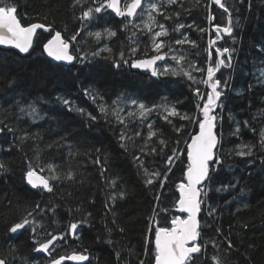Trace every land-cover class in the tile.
<instances>
[{
	"label": "snow or ice",
	"instance_id": "obj_1",
	"mask_svg": "<svg viewBox=\"0 0 264 264\" xmlns=\"http://www.w3.org/2000/svg\"><path fill=\"white\" fill-rule=\"evenodd\" d=\"M246 2L248 11H251L252 0H188L190 7H185V0H73L72 19L78 22V28L66 36L54 27V20L47 24L40 22L23 24L14 0H0V48L15 50L17 55L31 56L35 51L34 45L39 40L38 30H43L49 33V38H46V42L40 43L41 55L57 66L71 71L77 65L84 66L95 60H105L115 69L126 65L147 72L153 80L154 87L159 90L158 103L146 104L138 98L121 94L109 104L98 90L92 87L84 88L85 97L96 106L98 115L76 105L64 94L55 97V101L68 112L78 114L85 121L97 123L103 120L112 128L121 126L117 134L119 147L125 152L134 153L132 158L138 169L137 175L144 189L152 193V206L146 217L148 227L143 253L129 249V256L123 257L121 250L114 248L116 264H130L132 256L136 257V264H146L145 258L149 255L152 264H242L239 258H233L234 253H238L245 261L251 260L249 252L247 250L241 252L240 247L234 243L233 226L229 225L225 233L218 224L225 210L236 215L249 205L237 199L236 195H232V199L226 200L222 207L219 203H212L209 195L231 194L240 183L232 165H228L226 169L232 173V178L227 182L216 181L215 177L225 170L226 156L246 158L255 154L253 149L256 145L248 143H240L227 152L222 151V133L218 132V125L223 119L224 100L232 78L231 71L225 76L222 70H235L234 45L238 43V36L235 33L242 27L240 9ZM213 5L222 10L220 23H214L217 17L211 11ZM174 6H178L179 10H175ZM198 6L208 10L206 17L208 28L200 27L195 22L188 24L180 22L182 12L190 14L193 8ZM77 8L80 9L79 14H76ZM169 8L174 10L168 11ZM111 14L120 18V30L129 33L127 51L124 46L115 51L108 43L117 36V29L107 21ZM159 17H163L164 21L176 22L169 28ZM43 19L47 20L48 16L45 15ZM101 21H104L102 27ZM94 28L100 30H92ZM186 28L194 29L201 34L207 32L209 35L207 48L202 50L207 53L202 64L193 59L187 51L181 52L173 46L174 44L199 47L195 40H190L188 35L182 32ZM64 32H67V28ZM170 32L178 33L179 37L174 41L163 39L168 37ZM81 33L84 35L81 36ZM138 33L148 37V45L154 55H148L146 45L142 57L137 56L141 51ZM89 41L96 47L84 49L79 46ZM229 44L233 46H228ZM258 50L264 52V47H258ZM195 55L199 56L200 52ZM257 79L264 82V68L259 70ZM177 81L185 82L196 98L194 112L178 108L177 105L183 101L177 99L172 102L169 99L168 92L177 86ZM14 83L13 79L9 86ZM201 86L206 91H202ZM22 97L23 93L11 102L6 99L7 108L0 105V134L5 132L12 134L13 142L9 150L14 147L22 152L25 144L33 142L31 149L33 156L28 157L25 153L26 185L41 195L47 193L50 196L56 193L60 185H84L86 177L80 166L76 168L69 166L65 169L62 164L54 161L44 162L42 155L45 151L63 147H67V158L71 159L80 155L91 157L94 152L92 163L98 167L100 177L107 181L105 187L109 189L103 202L100 221L107 237L105 243L113 245V233L123 234L126 231L120 223L121 213L117 202L127 200L133 195V190L125 185L117 188L118 176H105L109 171V156L101 147L93 146L81 152L78 146L74 148L71 143H64L66 137L48 141L41 147L38 143L43 140L41 134L29 132L19 125V121L27 120L29 124H37L44 119L38 102L47 104L50 101L44 97L25 101ZM153 113L158 114L161 120L172 126L176 138L169 140L164 137L163 131L155 127V122L149 119ZM259 115H264V110H261ZM9 117H14L17 123L8 122ZM177 119L194 124L198 128L191 134L184 133L187 139L183 140V147L179 137L186 125L177 126L174 123ZM137 121L139 123L129 134V125ZM243 125L248 127V122H243ZM240 128L241 123L237 121L233 132L237 138ZM259 147L264 151V130L260 132ZM148 157H159L162 166L150 167L155 160L146 162ZM177 162L183 164L182 178L175 183L174 191L172 189L165 191L169 175ZM252 163L254 162L249 161V164ZM8 171L7 162L0 160V173ZM244 194L245 189L241 187L240 196ZM67 195L71 197L72 193L69 191ZM5 199L0 198V204L6 209L0 216H3V222L6 224L5 235L8 242L5 248L0 250V264L26 262L42 264L40 256L45 258L43 264H65L66 261L70 264L85 262L90 264L87 249L82 252H77L74 248L71 251L67 249L71 247L70 241L80 240L83 227L93 226L95 217L91 211L85 210L82 205L69 206L70 219L63 226V230L58 231L62 224L56 218L58 206L52 205L51 199L43 206L40 201L13 205L10 200L5 203ZM89 203L95 204L94 197H89ZM233 203L236 204L235 212H231L230 206ZM11 214H16L17 219L9 223ZM213 225H216L214 234L208 235L205 229H211ZM241 227L246 230L248 225L242 224ZM23 234L29 236L32 242L31 250L40 254L33 257L30 262L20 253V248L15 242L17 237ZM58 242H62V245ZM61 246H66L63 254L54 255L56 249ZM253 247L254 245H249V248Z\"/></svg>",
	"mask_w": 264,
	"mask_h": 264
},
{
	"label": "trees",
	"instance_id": "obj_2",
	"mask_svg": "<svg viewBox=\"0 0 264 264\" xmlns=\"http://www.w3.org/2000/svg\"><path fill=\"white\" fill-rule=\"evenodd\" d=\"M14 3L18 7V15L23 24L35 22L47 24L54 20V27L66 36L78 28V22L72 19L73 0H14ZM190 6L188 0H185V7ZM174 8L179 10L178 6H174ZM172 10L174 9H168V11ZM75 11L76 14H79L80 9L77 8ZM211 11L217 17L214 23H220L222 10H218L213 5ZM207 14L208 10L203 6H198L193 8L190 14L182 12L180 22L186 24L195 22L200 27L208 28ZM45 15L48 16L47 20L43 19ZM240 15L242 27L235 33L238 36V43L234 45L236 48L234 54L235 70H222L225 72V76L231 71L232 78L224 100L223 119L218 125V132L222 133V151L227 152L240 143H248L256 145L253 149L255 154L246 158L226 156L225 170L215 177L216 181L227 182L230 180L232 173L226 169L228 165H232L240 183L231 194L224 193L223 196H220L210 193L209 195L212 203H219L222 207H224L226 200L232 199V195H236L237 199L249 205L248 208L236 215L225 210L218 224L225 230V233H227L229 225H232L234 243L240 247L241 252L247 250L251 257L250 261H245L238 253H234V259L239 258L242 264H264V163H262L264 151L259 147L260 132L264 130V115H259L261 110H264V82L257 79L259 70L264 68V52L258 50V47H264V0H252L251 11H248L246 2L245 5L241 6ZM159 19L169 28L176 22L175 20L164 21L163 17H159ZM107 21L117 29V36L108 43L115 51H119L122 46L127 51L129 33L120 30V18L111 14L107 17ZM103 24L104 21H101L100 27ZM65 28H67V32H64ZM92 30L100 29L94 28ZM182 32L186 33L190 40H195L199 47L191 48L189 45L177 46L174 44L173 46L181 52L187 51L193 59L202 64L207 56V53L202 50L207 48L208 33L201 34L191 28L183 29ZM38 34L39 40L34 45L35 51L32 52L31 56L17 55L14 50L0 48V105L7 108L6 99L11 102L21 93H23L22 98L25 101L44 97L50 103L38 102V107L44 113L43 120L37 124H29L27 120L19 121V125L25 127L29 132L41 134L43 140L38 141L41 147L44 143L58 140L60 137H66L64 143H71L74 148L78 146L81 152L93 146L101 147L109 156V171L105 173V176H118L117 188L120 185H125L133 190V195L127 200L117 202V207L121 213L120 223L126 231L123 234L120 232L113 233V245L105 243L107 237L100 216L109 189L105 187L107 181L101 179L98 167L92 163L95 156L94 152L91 157L80 155L71 159L67 158V147L45 151L42 155L44 162L54 161L62 164L65 169L69 166L73 168L80 166V170L85 174L86 183L76 186L60 185L55 194L51 196L47 193L41 195L31 190L24 181L25 153L28 157L33 156L31 150L33 142L29 141L25 144L22 152L14 147L9 150V146L13 142L12 134L7 132L0 134V160L7 162L9 167L8 172L0 173V198H6L5 203L8 200L12 201L13 205L40 201L42 206L51 199V204L58 206L56 218L62 224L58 231L63 230V226L70 219L69 206L82 205L85 210L91 211L95 217L93 226L83 227L80 240L70 241L71 247L67 249L71 251L74 248L77 252L87 249L90 255V264H116L114 248L121 250L123 257L129 256V249L142 254L148 227L146 217L149 215L152 206V193L144 189L141 179L137 175L138 169L132 158L134 153L132 151L125 152L119 147L117 134L121 126L112 128L103 120L97 123L85 121L78 114L68 112L66 108L55 101V97L58 94H64L76 105L98 115L96 106L85 97L84 88L92 87L98 90L109 104L121 94L133 96L146 104L158 103L160 102L159 90L154 87L153 80L148 73L133 71L126 65L122 66L120 70L115 69L111 67L109 61L105 60H95L93 63L84 66L77 65L71 71L57 66L41 55L40 43L46 42L49 33L38 30ZM83 35L81 33V36ZM138 36L140 37L142 52H138L137 56L142 57L145 46L148 45V37L142 33H138ZM178 37V33L170 32V35L163 39L174 41ZM79 46L84 49L96 47L91 41ZM228 46L233 45L229 44ZM197 52H200L199 56L195 55ZM148 55H154L150 50V45H148ZM167 62L171 63V61ZM13 79L15 83L9 86V82ZM201 89L206 91L203 86ZM168 96L172 102L177 99L183 101L177 105L182 111L190 113L195 111L196 98L185 82L177 81V86L168 92ZM149 119L155 122V127L163 131L166 139L176 138L172 126L161 120L158 114H151ZM237 121L241 123L239 138L233 135ZM245 121L248 122V127H244L243 122ZM8 122L17 123L14 117H9ZM138 123L137 121L129 125V134ZM174 123L177 126L186 125L184 132H181L179 137L181 147H183V140L187 139L184 133L191 134L198 128L194 124H188V122L178 119ZM171 146L170 144L169 147ZM151 159H154L155 162L150 167L160 168L162 166V160L159 157H148L146 162ZM249 161L254 163L249 164ZM182 168L183 164L177 162L169 175L165 191L168 189L174 191L175 183H178L182 178ZM241 187L245 189V194L242 197L240 196ZM69 191L72 193L71 197L67 195ZM161 195L163 198L164 193L162 192ZM89 197H94V205L89 203ZM164 202L168 203L167 201ZM230 207L231 212H235L236 204L233 203ZM5 211L4 205L0 204V213ZM129 217H134V219L130 220ZM15 219H17V215L11 214L8 222L10 223ZM49 223H51L50 219ZM242 224L248 225L246 230L241 227ZM215 227L216 225H213V228L205 229L206 233L213 235ZM5 229L6 224L3 222V216H0V250H3L8 242ZM15 242L20 248V253L27 257L28 262L32 261L33 257L40 255L31 250L32 242L27 234L18 236ZM58 243L62 245V242ZM249 245H254V247L249 248ZM65 247H58L54 255L63 254ZM40 259L43 264L45 258L40 256ZM145 259L146 264H152L150 255ZM65 264L69 263L66 262ZM130 264H136L135 256L130 258Z\"/></svg>",
	"mask_w": 264,
	"mask_h": 264
},
{
	"label": "bare ground",
	"instance_id": "obj_3",
	"mask_svg": "<svg viewBox=\"0 0 264 264\" xmlns=\"http://www.w3.org/2000/svg\"><path fill=\"white\" fill-rule=\"evenodd\" d=\"M141 52H142V51H141ZM259 59H260V58H259ZM158 63H159V62H158ZM131 69H132V68H131ZM119 70H120V69H119ZM129 70H130V69H129ZM132 70H133V71L144 72V71H141V70H138V69H137V70L132 69ZM144 73H147V72H144ZM53 109H54V108H53ZM7 150H8V149H7ZM66 262H67V261H66ZM66 262H65V263H66ZM67 263H68V262H67ZM85 264H86V263H85Z\"/></svg>",
	"mask_w": 264,
	"mask_h": 264
},
{
	"label": "water",
	"instance_id": "obj_4",
	"mask_svg": "<svg viewBox=\"0 0 264 264\" xmlns=\"http://www.w3.org/2000/svg\"><path fill=\"white\" fill-rule=\"evenodd\" d=\"M2 49V48H1ZM4 50H8V49H4ZM15 51V50H14ZM16 52V51H15ZM20 55H23V54H20ZM134 70H137V69H134ZM138 70H140V69H138ZM141 71H143V70H141ZM69 264H70V262H68ZM85 263H87V262H85Z\"/></svg>",
	"mask_w": 264,
	"mask_h": 264
}]
</instances>
